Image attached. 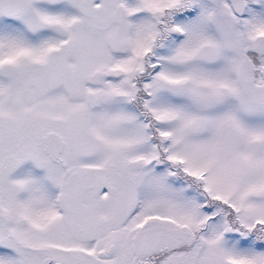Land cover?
<instances>
[{
	"label": "snow or ice",
	"instance_id": "1",
	"mask_svg": "<svg viewBox=\"0 0 264 264\" xmlns=\"http://www.w3.org/2000/svg\"><path fill=\"white\" fill-rule=\"evenodd\" d=\"M0 264H264V0H0Z\"/></svg>",
	"mask_w": 264,
	"mask_h": 264
}]
</instances>
